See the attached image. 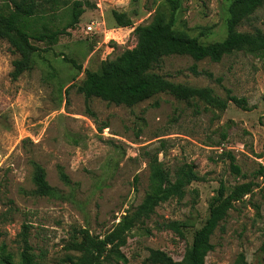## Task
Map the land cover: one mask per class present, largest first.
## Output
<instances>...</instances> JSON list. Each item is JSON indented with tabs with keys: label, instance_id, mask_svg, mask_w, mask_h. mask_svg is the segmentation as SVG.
Wrapping results in <instances>:
<instances>
[{
	"label": "rangeland",
	"instance_id": "374dc122",
	"mask_svg": "<svg viewBox=\"0 0 264 264\" xmlns=\"http://www.w3.org/2000/svg\"><path fill=\"white\" fill-rule=\"evenodd\" d=\"M27 18L29 33L61 29L69 20L72 0H36ZM174 28L207 44L227 33L232 0H179ZM93 8L53 43L38 47L31 69L16 79L19 57L7 39L0 40V264H20L22 225L36 264H69L78 252L69 248L86 229L103 237L122 214L137 207L148 186L151 157L157 155L171 171L192 163L201 177L185 195L160 203L149 219L128 231L120 247L127 261L111 257L105 264H143L151 249L181 261L192 236L208 216L220 182L228 189L252 180L257 186L234 203L220 221L204 264L264 263V64L237 52L218 62L174 54L162 58L154 71L196 87H210L221 98L244 97L245 109L228 101L225 110L199 99L178 100L159 93L127 107L91 97L78 86L84 70H98L104 61L135 46L136 25L149 23L157 12L168 13L166 0H90ZM11 0H0L6 11ZM112 10L131 16L132 25L117 26ZM93 30L86 32V25ZM264 33V7L238 29ZM192 66L196 69L194 73ZM233 164L239 167L237 174ZM32 162L45 170L53 196L35 193ZM59 167L69 182L59 177ZM136 178V180H135ZM195 189V190H193ZM197 193H196V192ZM185 223L178 235L162 225Z\"/></svg>",
	"mask_w": 264,
	"mask_h": 264
},
{
	"label": "trees",
	"instance_id": "16d2710c",
	"mask_svg": "<svg viewBox=\"0 0 264 264\" xmlns=\"http://www.w3.org/2000/svg\"><path fill=\"white\" fill-rule=\"evenodd\" d=\"M166 2L168 13L157 12L149 23L134 27L133 32L137 37L134 47L125 49L110 61L102 62L98 70H84V78L78 86V91L84 95L86 103L89 98L97 97L107 103L130 107L159 93H166L178 100L199 99L207 106L222 111L226 109L228 101L245 109L246 99L231 95L229 90L226 98H221L210 87H196L172 81L154 71V68L160 64L162 58L174 54L189 55L195 60L207 58L218 62L225 55L243 52L258 57L264 64V33L258 28L250 31L238 29V26L249 20L257 9L264 7V0H232L227 9L226 36L222 40L207 44L199 42L197 37L190 36L185 31L174 28L175 12L180 6V1ZM37 6L36 0H11V5L6 11L0 6V40L7 39L13 51L19 55L12 63L13 79L32 67V54L38 47L30 39L53 43L58 35L66 33L68 28L78 24L81 15L86 9L93 8L94 4L90 0H72L69 20L64 27L53 31L29 33L26 30L27 18L35 14ZM111 15L113 22L119 27L132 25L131 16L124 11L112 10ZM192 70L197 73L194 66ZM226 155L231 160L232 170L238 174L240 170L233 164L234 157L229 152ZM32 166L35 193L40 196H53L55 191L46 180L44 168L37 162H32ZM148 168V186L142 202L137 207L125 211L112 229L101 238L81 229L78 233L79 240L72 241L69 245L70 249L78 252V255L70 257L69 264H105L111 257L126 262L120 247L126 243L128 231L149 219L160 203L182 198L186 187L201 178L192 163H183L174 168L172 179L171 171L157 155L149 159ZM59 177L63 182H69L61 167ZM256 186L254 181L249 180L228 189L220 182L216 194L209 202L208 216L202 226L194 231L191 245L186 249L182 260L174 261L164 251L151 249L143 264H204L208 252L213 249L210 238L214 230L233 208L234 203L250 194ZM184 225L183 221L170 220L162 226L182 235L181 227ZM20 237L23 243L20 264H36L30 252L26 224L22 225Z\"/></svg>",
	"mask_w": 264,
	"mask_h": 264
},
{
	"label": "built area",
	"instance_id": "2783aa9c",
	"mask_svg": "<svg viewBox=\"0 0 264 264\" xmlns=\"http://www.w3.org/2000/svg\"><path fill=\"white\" fill-rule=\"evenodd\" d=\"M119 28H120V27H119ZM93 29H94V28H93V24H92V23L86 25V32H87V33H88V32H91Z\"/></svg>",
	"mask_w": 264,
	"mask_h": 264
}]
</instances>
